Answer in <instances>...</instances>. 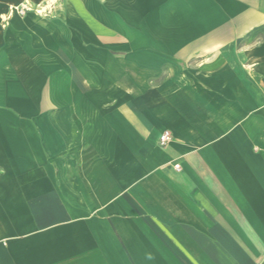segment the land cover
<instances>
[{"label":"crops","instance_id":"crops-1","mask_svg":"<svg viewBox=\"0 0 264 264\" xmlns=\"http://www.w3.org/2000/svg\"><path fill=\"white\" fill-rule=\"evenodd\" d=\"M44 1L0 0V264H264V0Z\"/></svg>","mask_w":264,"mask_h":264},{"label":"clouds","instance_id":"clouds-1","mask_svg":"<svg viewBox=\"0 0 264 264\" xmlns=\"http://www.w3.org/2000/svg\"><path fill=\"white\" fill-rule=\"evenodd\" d=\"M53 6H55L56 8H62V5H60L59 3H57V0H48V3H47L45 6L40 7L38 10H39L41 13H44V11H45V7H47L48 11L51 12ZM0 19L7 20V17L0 16ZM2 26H3V27H7L6 24H4V25H2Z\"/></svg>","mask_w":264,"mask_h":264},{"label":"rangeland","instance_id":"rangeland-1","mask_svg":"<svg viewBox=\"0 0 264 264\" xmlns=\"http://www.w3.org/2000/svg\"><path fill=\"white\" fill-rule=\"evenodd\" d=\"M47 3H48V1L45 0L44 2H42L41 4H39L38 8L45 6ZM31 6L34 7L33 5H31V4H29V3L27 4V3L25 2L24 4L19 5V12L29 10V9H31ZM47 10H48L47 7H45V11H44V13H46Z\"/></svg>","mask_w":264,"mask_h":264},{"label":"built area","instance_id":"built-area-1","mask_svg":"<svg viewBox=\"0 0 264 264\" xmlns=\"http://www.w3.org/2000/svg\"><path fill=\"white\" fill-rule=\"evenodd\" d=\"M168 138H169V133H168V131H164V132L160 135V137H159V141H160V143L165 144V143L168 141Z\"/></svg>","mask_w":264,"mask_h":264},{"label":"bare ground","instance_id":"bare-ground-1","mask_svg":"<svg viewBox=\"0 0 264 264\" xmlns=\"http://www.w3.org/2000/svg\"><path fill=\"white\" fill-rule=\"evenodd\" d=\"M12 8H13V9H18L17 6H15V5H14Z\"/></svg>","mask_w":264,"mask_h":264}]
</instances>
